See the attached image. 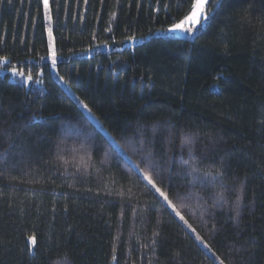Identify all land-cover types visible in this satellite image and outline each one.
I'll return each instance as SVG.
<instances>
[{"label": "trees", "instance_id": "16d2710c", "mask_svg": "<svg viewBox=\"0 0 264 264\" xmlns=\"http://www.w3.org/2000/svg\"><path fill=\"white\" fill-rule=\"evenodd\" d=\"M49 11L60 78L120 147L53 74L43 0H0V68L32 75L0 74V264H219L137 165L224 264H264V0L189 38L166 30L186 0Z\"/></svg>", "mask_w": 264, "mask_h": 264}, {"label": "snow or ice", "instance_id": "6c2138e0", "mask_svg": "<svg viewBox=\"0 0 264 264\" xmlns=\"http://www.w3.org/2000/svg\"><path fill=\"white\" fill-rule=\"evenodd\" d=\"M87 2V0H85ZM186 3H188V14L184 15L182 19L179 20V22H173L171 27L166 29L167 31L170 32H184L188 35H195L198 33H201L202 31L206 30L208 25L211 23V20L213 16L215 15V11L220 7L221 0H186ZM43 7L45 9L49 8V0H43ZM49 19H51V16H49ZM49 34L51 35V29H49ZM134 39V37L130 38ZM56 50L55 47H52L51 51V57H52V62L55 64L56 63ZM5 60L8 58L5 57ZM43 59V58H42ZM16 70L13 69V73L15 74ZM20 75H23L22 73ZM32 77L29 76L28 80H31ZM77 102L81 103L83 109L87 110L90 114H92V110L89 108L88 104L83 103L77 98ZM185 143L192 144L194 141L191 138H186ZM117 147L119 148L120 145L117 144ZM195 158L190 156V160H194ZM137 171H140L144 175V179L148 181V183L151 185V187L155 190V192L163 198L166 207H169L172 209L173 213L181 221H184L187 223V221L184 218V215L181 214L180 211L177 210V205L173 202V200L170 198L172 195V192H164L161 187L157 186V182L152 174V172H144L143 169L139 167V165L136 166ZM195 171V169H194ZM219 181H224L225 180V173L223 171L216 172L213 176V179H217ZM242 191V188H241ZM192 193L186 192L184 193L183 197H180L183 199L184 197H191ZM199 199V197H197ZM239 208H240V200L238 199L235 205V211H236V216H239ZM189 228H191V225H188ZM193 232H195V229H192ZM30 240H32L33 243H35V238L30 237ZM197 239L201 240L203 243V238L200 237L197 234ZM205 247H209L207 244H205ZM215 256V253H213ZM220 264H224V261L221 260Z\"/></svg>", "mask_w": 264, "mask_h": 264}, {"label": "rangeland", "instance_id": "374dc122", "mask_svg": "<svg viewBox=\"0 0 264 264\" xmlns=\"http://www.w3.org/2000/svg\"><path fill=\"white\" fill-rule=\"evenodd\" d=\"M44 10H45V20H46V22H47V27H46V32H47V37H48V46H49V54H48V56H49V59L51 60V68H52V72H53V74L63 83V85L69 90V92L73 95V97L77 100V98L80 100V101H82L79 97H78V95L75 93V91H73V90H71L70 88H69V86L60 78V76H59V74H58V71H57V66H56V63L54 64L53 62H52V57H51V51H52V47L54 46L55 47V39H54V35H53V33H52V30H51V35L49 34V29H51V25H50V19H49V16H50V11H49V8L48 9H45L44 8ZM169 33L170 34H172V35H175V36H178V37H187V38H189V37H192L193 35H188V34H186V33H184V32H180V31H176V32H170L169 31ZM56 50V49H55ZM13 69H15L16 70V72H15V74L13 73ZM8 71V72H10V74H11V77L12 78H20L21 80H24V81H26V82H28L29 80H28V77L29 76H31L32 77V75L31 74H27V73H25L24 71H21V70H18L17 68H15V67H8V68H0V74H2V73H4V71ZM23 74V75H20V74ZM83 102V101H82ZM84 103V102H83ZM79 105H80V107L83 109V107H82V105H81V103H78ZM85 112H86V114L95 122V124L99 127V128H101L102 129V131L110 138V140H112L113 141V143H115V145H117L118 143H117V141L115 140V138L108 132V130L103 126V124L101 123V121H100V119L98 118V117H96L95 115H94V113L92 112V114H90L87 110H85V109H83ZM143 175V174H142ZM143 177H144V175H143ZM146 182L148 183V181L146 180ZM149 184V183H148ZM150 185V184H149ZM151 186V185H150ZM158 186V185H157ZM162 198V197H161ZM163 199V198H162ZM171 209V208H170ZM172 210V209H171ZM179 218V217H178ZM184 218H185V220L187 221V223H185L184 221H182V223L194 234V236H195V238L197 239V232L195 231V232H193L192 231V229H194L193 227H192V225L188 222V220L186 219V217L184 216ZM188 225H191V228H189L188 227ZM200 237H201V235L200 234H198ZM197 241L199 242V244H201V246L203 247V248H205L214 258H215V260L220 264V261H221V259L219 258V257H217L216 256V254H215V256L213 255V251L210 249V247H205V244H207L205 241H204V239H203V243L201 242V240H199V239H197Z\"/></svg>", "mask_w": 264, "mask_h": 264}, {"label": "water", "instance_id": "95a60500", "mask_svg": "<svg viewBox=\"0 0 264 264\" xmlns=\"http://www.w3.org/2000/svg\"><path fill=\"white\" fill-rule=\"evenodd\" d=\"M217 87V86H216Z\"/></svg>", "mask_w": 264, "mask_h": 264}]
</instances>
